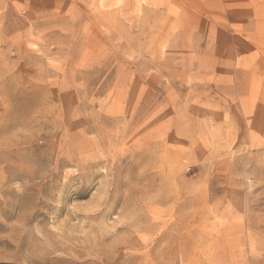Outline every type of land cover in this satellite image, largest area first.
<instances>
[{
  "label": "rangeland",
  "instance_id": "rangeland-1",
  "mask_svg": "<svg viewBox=\"0 0 264 264\" xmlns=\"http://www.w3.org/2000/svg\"><path fill=\"white\" fill-rule=\"evenodd\" d=\"M0 264H264V0H0Z\"/></svg>",
  "mask_w": 264,
  "mask_h": 264
}]
</instances>
